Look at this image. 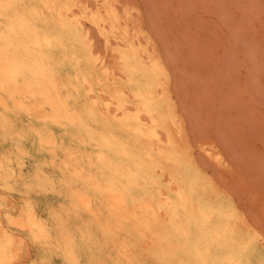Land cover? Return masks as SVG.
Listing matches in <instances>:
<instances>
[{"label": "rangeland", "instance_id": "rangeland-1", "mask_svg": "<svg viewBox=\"0 0 264 264\" xmlns=\"http://www.w3.org/2000/svg\"><path fill=\"white\" fill-rule=\"evenodd\" d=\"M77 1L0 0V26L27 15L35 37L58 27L59 10L77 9L96 23L88 38L69 27L63 40L69 63L52 75L66 100L60 112L26 111L0 77V243L12 241L8 264H168L167 252L178 244L168 213L187 184L191 205L212 213L205 237L225 235L213 260L264 264V0ZM103 19L110 21L105 27ZM73 36L89 41V50L70 42ZM31 51L34 58L46 53ZM23 54L0 43V65ZM134 67L145 76L132 74ZM79 73L89 75L93 95L75 86ZM144 86L159 101L158 139L146 136L148 120L139 136L126 130L122 113L106 104L112 95L140 106L134 93ZM105 133L117 144L108 167L96 157ZM130 157L143 165L141 178L122 176ZM147 163L175 173L180 189L162 173L147 179ZM71 166L84 170L71 176ZM108 184L112 191L103 190ZM146 203L153 210L138 208Z\"/></svg>", "mask_w": 264, "mask_h": 264}, {"label": "bare ground", "instance_id": "bare-ground-1", "mask_svg": "<svg viewBox=\"0 0 264 264\" xmlns=\"http://www.w3.org/2000/svg\"><path fill=\"white\" fill-rule=\"evenodd\" d=\"M69 1L73 2L75 5L80 4L77 0ZM45 6L46 8H50V5L47 3H45ZM104 11L108 17L111 16V11L108 7H105ZM73 13L69 14L66 11H57L55 15L58 27L51 29V33L46 34L45 31L40 32L37 37H35L36 34L31 30L29 20L31 17H28L27 15L23 16L17 14L14 16L13 21L0 26V43L16 51L22 48L26 52V54H23L22 58L18 55L20 58L17 57V60L15 59L13 62L0 65V77H2V81L11 85V90L9 91L10 94L22 97V99L18 100V105L24 104L23 107L26 111L44 110L45 107H50L54 108L57 112H60V109L66 104V100L61 98L58 94L60 84L52 80L53 70L59 67H64L69 63L67 58H65L68 49L64 46L63 40L70 32L69 27L73 29V32H80L81 35L88 38V28L91 25L96 24L93 19H85L82 17L81 11H78L77 9ZM68 15L71 16L70 23L67 22ZM33 17H40V15L34 13ZM108 23H110L108 19H103L99 25L105 27ZM85 26H87V28ZM33 34L35 35L33 36ZM70 42H79L83 48L89 50L86 46L89 41H87V43L86 40L84 41L82 38L79 39L73 36L70 39ZM34 47H40V49H44L46 53L48 52L46 50L52 52L51 50L55 48L60 54L58 56H53L51 54L47 55L46 53H42L39 55L40 58L37 56L34 58L32 57L34 55L31 51ZM79 62L80 61H76L78 65ZM129 71L141 78L145 76V72L137 70L135 67L130 68ZM27 75L30 76L29 79L26 78ZM74 79L75 86L85 85L89 94H94L88 74L79 73ZM17 82H22V85ZM28 96L39 98V102L33 105H31V103L25 104L24 98H27ZM134 96L140 101V106H135L131 109L123 100L114 98L112 95H107L105 97L107 100V107L112 104L115 111L122 113L125 129L133 131L137 136L143 134V129L140 124L141 120H148L150 125L147 129L146 136L151 139H158L161 129L158 119L154 117V112L159 102L155 92L152 88L144 86L141 90L136 91ZM130 109L131 111L126 115L125 113ZM87 114L88 118L91 117V115H94L93 109H88ZM75 118L76 117L72 118V120L74 119V124L78 127L80 121L79 118L78 120ZM48 121L49 119L46 117L43 120L45 125L49 123ZM97 139V160L104 163L105 167H108L110 162H116L117 160L111 158V156L114 155L113 149L117 147V144L109 141L108 133L101 134ZM124 161L127 163V167L126 172L122 174V176L128 178H141L139 171L143 165L131 157L125 158ZM94 166L99 169V165L94 164ZM145 166L151 171V174L150 176H147V179L151 177L153 178L155 173H162V176L168 181L170 187L173 186L175 189L179 188V185L176 182L175 173L171 174L167 172L164 174V171L157 164L148 165L147 163ZM83 170L84 168L82 166H79V168L76 166L67 168V172L70 173L71 176H78L79 171ZM96 187L99 186L96 185ZM180 187L181 189L179 188V193L182 195H179L178 200L173 201V203L171 201L167 202L172 203V206L174 207L173 210L168 213V219L171 221V225L175 229L174 236L178 243L173 247V250H171L170 253L167 252L168 264H219L213 259L218 257V250L219 248H222L223 245L218 244V241L216 240H218L221 235L222 238H224V233L215 231L213 237H210L209 239L208 237H205L207 231L210 230L209 221L212 218V213H207L203 205H191L192 193L190 184ZM113 188L112 184H108L104 186L103 190L112 191ZM119 193L122 192L120 191ZM84 202L85 205L89 204L88 200H85ZM188 205L190 208L187 207ZM138 208L145 211L153 210V207L149 203L138 206ZM195 211L199 212V216L194 213ZM179 220L182 222H179ZM197 224H199L197 227L198 229L193 232V226ZM151 236H155V233L152 232ZM157 239H163L166 242L170 241L169 237L165 236L157 237ZM11 244L12 241L9 238L0 243V264H8L11 261ZM211 246H214V250H216L215 252L210 249ZM155 252L157 253L156 249ZM182 252H188L191 259L189 257L188 259H183V256H178L179 253ZM175 253H178V255L176 256ZM225 260L224 264H240L239 260H236L233 257L225 258Z\"/></svg>", "mask_w": 264, "mask_h": 264}]
</instances>
